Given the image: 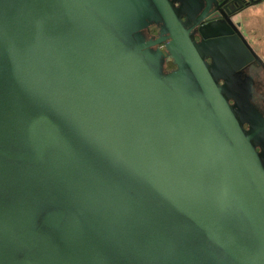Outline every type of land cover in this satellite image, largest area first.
<instances>
[{"label":"water","instance_id":"water-1","mask_svg":"<svg viewBox=\"0 0 264 264\" xmlns=\"http://www.w3.org/2000/svg\"><path fill=\"white\" fill-rule=\"evenodd\" d=\"M214 1L0 0V264H264L261 0Z\"/></svg>","mask_w":264,"mask_h":264},{"label":"crops","instance_id":"crops-1","mask_svg":"<svg viewBox=\"0 0 264 264\" xmlns=\"http://www.w3.org/2000/svg\"><path fill=\"white\" fill-rule=\"evenodd\" d=\"M240 30L264 62V0L243 9L237 17Z\"/></svg>","mask_w":264,"mask_h":264},{"label":"flooded vegetation","instance_id":"flooded-vegetation-1","mask_svg":"<svg viewBox=\"0 0 264 264\" xmlns=\"http://www.w3.org/2000/svg\"><path fill=\"white\" fill-rule=\"evenodd\" d=\"M218 12H220V0H215L213 2V6L211 8V11H210V15L209 16H212V15H215L217 14ZM202 23H206V20H204V22ZM161 35L159 33V28L157 26H150L147 30H146V37L148 39H157L159 38ZM196 39L197 40H200V37L198 35H196ZM160 47L162 50H164V44L161 43L159 45H154V48H158ZM176 66L174 65V63L172 61L168 62L166 68L167 70H173ZM256 69H258V66H255V65H251L250 67V72L251 73H254L256 75V77H258L257 73H256ZM261 81V80H260ZM261 87H258L257 90H256V93H255V100L256 102L263 106L264 107V90L261 89Z\"/></svg>","mask_w":264,"mask_h":264}]
</instances>
